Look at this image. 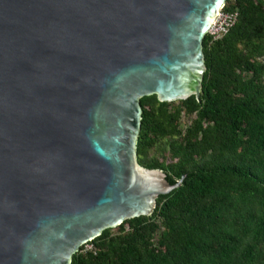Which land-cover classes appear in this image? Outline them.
I'll return each instance as SVG.
<instances>
[{"label":"water","instance_id":"water-1","mask_svg":"<svg viewBox=\"0 0 264 264\" xmlns=\"http://www.w3.org/2000/svg\"><path fill=\"white\" fill-rule=\"evenodd\" d=\"M225 0H0V264H69L179 185L138 165V99L201 91Z\"/></svg>","mask_w":264,"mask_h":264},{"label":"trees","instance_id":"trees-1","mask_svg":"<svg viewBox=\"0 0 264 264\" xmlns=\"http://www.w3.org/2000/svg\"><path fill=\"white\" fill-rule=\"evenodd\" d=\"M221 10L235 15L220 38L201 40L198 100L138 99L136 161L179 185L69 264H264V0Z\"/></svg>","mask_w":264,"mask_h":264},{"label":"built area","instance_id":"built-area-1","mask_svg":"<svg viewBox=\"0 0 264 264\" xmlns=\"http://www.w3.org/2000/svg\"><path fill=\"white\" fill-rule=\"evenodd\" d=\"M221 9L222 7L213 18L205 33V35H207L210 40H216L220 38L232 25L235 14L222 11Z\"/></svg>","mask_w":264,"mask_h":264},{"label":"rangeland","instance_id":"rangeland-1","mask_svg":"<svg viewBox=\"0 0 264 264\" xmlns=\"http://www.w3.org/2000/svg\"><path fill=\"white\" fill-rule=\"evenodd\" d=\"M175 101H176V100H175ZM183 125H184V124H182V127H183ZM84 247H87V248H88V246H87V245H84Z\"/></svg>","mask_w":264,"mask_h":264}]
</instances>
